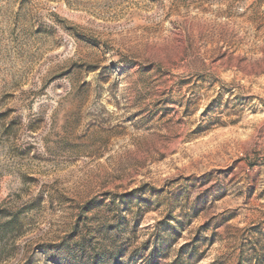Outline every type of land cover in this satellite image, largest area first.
Segmentation results:
<instances>
[{
	"label": "rangeland",
	"instance_id": "rangeland-1",
	"mask_svg": "<svg viewBox=\"0 0 264 264\" xmlns=\"http://www.w3.org/2000/svg\"><path fill=\"white\" fill-rule=\"evenodd\" d=\"M79 244L264 264V0H0V264Z\"/></svg>",
	"mask_w": 264,
	"mask_h": 264
},
{
	"label": "trees",
	"instance_id": "trees-1",
	"mask_svg": "<svg viewBox=\"0 0 264 264\" xmlns=\"http://www.w3.org/2000/svg\"><path fill=\"white\" fill-rule=\"evenodd\" d=\"M89 209H87L88 211ZM83 245L82 244H79L77 248H72L70 250V253L72 254V256L70 257V260L72 261V263L70 264H77L79 263V261H81L82 259L86 258L84 257V253H83ZM186 249V246L185 245H182L179 249V254L178 256H176V258L170 263V264H181V255L183 254L184 250ZM87 263L86 264H97V261L96 260H89L87 259Z\"/></svg>",
	"mask_w": 264,
	"mask_h": 264
}]
</instances>
